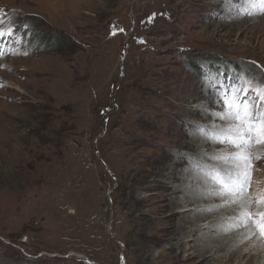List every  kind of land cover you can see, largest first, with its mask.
Here are the masks:
<instances>
[{"label": "rangeland", "instance_id": "1", "mask_svg": "<svg viewBox=\"0 0 264 264\" xmlns=\"http://www.w3.org/2000/svg\"><path fill=\"white\" fill-rule=\"evenodd\" d=\"M0 30V260L264 264L262 0H0Z\"/></svg>", "mask_w": 264, "mask_h": 264}, {"label": "snow or ice", "instance_id": "2", "mask_svg": "<svg viewBox=\"0 0 264 264\" xmlns=\"http://www.w3.org/2000/svg\"><path fill=\"white\" fill-rule=\"evenodd\" d=\"M262 2H264V0H262ZM151 19L152 18L150 17L149 20L151 21ZM0 35H4L3 30H0ZM260 99H261V105L264 106V95H262ZM237 118L241 120L242 125L245 123L248 124V127H247L248 132H251V130L255 126L254 122L259 119L258 116H254L252 114L248 106H244V116L240 117L239 113H237ZM229 184H230V188H229ZM246 184H247V180L243 177L242 174L239 179L228 177L223 185L224 190L221 192L214 193V194L219 195V196H227V195L232 194L233 191L235 192L242 191L243 188L246 186ZM262 200H264V197H262ZM241 215H242V220H241L242 224H246L248 221L252 219L250 212L242 213ZM260 215L262 218V222L259 224V231H260L261 237H264V213H261ZM0 264H7V262L5 260H0Z\"/></svg>", "mask_w": 264, "mask_h": 264}, {"label": "bare ground", "instance_id": "3", "mask_svg": "<svg viewBox=\"0 0 264 264\" xmlns=\"http://www.w3.org/2000/svg\"><path fill=\"white\" fill-rule=\"evenodd\" d=\"M55 3H58V2H55ZM55 3L53 4L55 6ZM206 203V202H205ZM197 203L196 205V208H195V212H197V214L199 213L198 211H205L207 212V210H211L212 208V204L211 203ZM223 214H216L215 217L211 218L209 221H206L202 224H199L197 221V219L195 220L197 223L196 224H193L195 225V227L193 228V225L191 227H189L191 230H196V228H205L207 230H210L212 225H214L217 221H220L221 219H223ZM200 218V216H199ZM235 221L232 222V220L229 222V223H234ZM230 227V226H228ZM227 227H221V230H228L226 229ZM232 228V227H231ZM237 235V234H236ZM236 235H233V236H236ZM187 239V238H186ZM237 241V239L235 237H232V239H228L227 241H220V244L219 245H203V248H201V250L195 254L197 256V258L200 259V261H205V260H208V258H214L213 256L215 254H217L218 252L220 251H223L225 250L226 248L228 247H231L234 245V243ZM75 256L76 254L73 253ZM79 256V255H78ZM264 256V255H262ZM229 258V256H228Z\"/></svg>", "mask_w": 264, "mask_h": 264}, {"label": "trees", "instance_id": "4", "mask_svg": "<svg viewBox=\"0 0 264 264\" xmlns=\"http://www.w3.org/2000/svg\"><path fill=\"white\" fill-rule=\"evenodd\" d=\"M58 40H59V38L57 35H48L47 34V35H45L43 42H45V43L50 42V44H57Z\"/></svg>", "mask_w": 264, "mask_h": 264}, {"label": "water", "instance_id": "5", "mask_svg": "<svg viewBox=\"0 0 264 264\" xmlns=\"http://www.w3.org/2000/svg\"><path fill=\"white\" fill-rule=\"evenodd\" d=\"M102 163V165L104 166V168H106V165L103 163V162H101ZM121 251H123V249L121 248ZM120 257L121 258H123V253L121 252V254H120Z\"/></svg>", "mask_w": 264, "mask_h": 264}]
</instances>
